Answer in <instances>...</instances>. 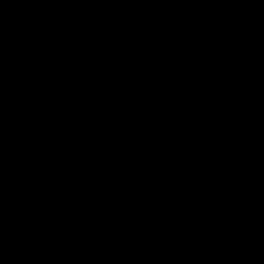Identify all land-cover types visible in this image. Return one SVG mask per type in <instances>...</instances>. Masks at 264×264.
I'll return each mask as SVG.
<instances>
[{
    "label": "water",
    "instance_id": "1",
    "mask_svg": "<svg viewBox=\"0 0 264 264\" xmlns=\"http://www.w3.org/2000/svg\"><path fill=\"white\" fill-rule=\"evenodd\" d=\"M0 264H264V0H0Z\"/></svg>",
    "mask_w": 264,
    "mask_h": 264
}]
</instances>
